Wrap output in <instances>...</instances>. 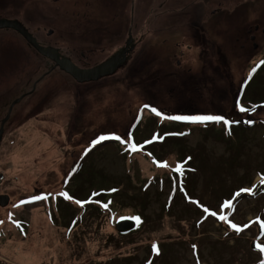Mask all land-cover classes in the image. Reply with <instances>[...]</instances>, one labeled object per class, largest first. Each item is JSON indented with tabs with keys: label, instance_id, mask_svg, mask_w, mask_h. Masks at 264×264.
Returning a JSON list of instances; mask_svg holds the SVG:
<instances>
[{
	"label": "rangeland",
	"instance_id": "obj_1",
	"mask_svg": "<svg viewBox=\"0 0 264 264\" xmlns=\"http://www.w3.org/2000/svg\"><path fill=\"white\" fill-rule=\"evenodd\" d=\"M3 20L80 67L131 30L141 43L81 85L59 69L43 79L46 60L0 28V107L42 77L0 148V264H264V0H0ZM202 115L222 121L172 119ZM241 187L254 195L230 203Z\"/></svg>",
	"mask_w": 264,
	"mask_h": 264
},
{
	"label": "water",
	"instance_id": "obj_2",
	"mask_svg": "<svg viewBox=\"0 0 264 264\" xmlns=\"http://www.w3.org/2000/svg\"><path fill=\"white\" fill-rule=\"evenodd\" d=\"M0 28H11L21 33L37 51H39L42 55L48 57L52 61L56 62L57 67L72 76L78 83L97 81L103 77L111 76L119 69L122 63L125 62V54L119 53L105 63L98 65L92 69H80L69 59H59L60 54L58 50L53 48L40 47L37 44L36 40L29 33H27L26 29L19 22L3 20L0 21ZM20 101L21 99H18L13 103L12 106ZM3 126L4 124L2 125V128L0 130V144ZM2 198L8 200V197ZM0 204L1 206H6L8 204V201L3 202V200L0 198Z\"/></svg>",
	"mask_w": 264,
	"mask_h": 264
},
{
	"label": "trees",
	"instance_id": "obj_3",
	"mask_svg": "<svg viewBox=\"0 0 264 264\" xmlns=\"http://www.w3.org/2000/svg\"><path fill=\"white\" fill-rule=\"evenodd\" d=\"M242 104V103H241ZM243 106H245L244 104H243ZM213 124H216V123H211V122H209V123H207L206 125H205V127L203 128V129H206V130H208L209 128H211V126L210 125H213ZM234 125H236V126H239V127H242V128H244L245 129V131L247 132L248 131V129L247 128H252V126H247V125H243V124H241L240 122L239 123H236V124H233V126ZM137 128V127H136ZM135 128V129H136ZM241 177H246V176H244V175H241ZM120 183H122V182H120ZM119 183V184H120ZM118 184V185H119ZM123 184V183H122ZM118 185H114V186H112L111 188H105V189H96L95 190V193L93 192L92 194V196H93V198L94 199H92L93 201H92V204H93V206L94 207H97V208H99L100 206H104V205H109V203L106 201L107 199H105V197L107 198V195H108V192H109V195H114V194H116L117 192H120L121 191V188L120 187H118ZM264 186V180H260V181H258L255 185H254V187H257L256 188V190L254 191V193H257V192H259L260 191V189L262 188ZM233 189V192L234 191H236L237 190V188H232ZM264 190V189H263ZM229 191V190H228ZM142 192V191H141ZM230 192V191H229ZM263 192V191H262ZM237 193H239V195H241L242 193H244L245 195H248L249 196V194H252V195H254L253 194V190H252V188H250V189H247V188H244V187H241L240 188V191H238ZM237 193L236 194H232V196L230 195V197H229V200H230V203H232V201H234L235 202V200L239 197V195H237ZM140 195L141 196H144V195H142L141 193H140ZM234 196V197H233ZM111 196H109L108 198H110ZM145 197V196H144ZM145 199H146V197H145ZM234 202H233V204H231L232 206L234 205ZM146 203V202H145ZM101 211L102 212H105L106 214H112V213H114L113 211H114V207L113 206H111V207H105V208H101Z\"/></svg>",
	"mask_w": 264,
	"mask_h": 264
},
{
	"label": "flooded vegetation",
	"instance_id": "obj_4",
	"mask_svg": "<svg viewBox=\"0 0 264 264\" xmlns=\"http://www.w3.org/2000/svg\"><path fill=\"white\" fill-rule=\"evenodd\" d=\"M165 7V6H164ZM164 7H162V8H164ZM213 14H216V12H214ZM199 14H196V16H198ZM218 20H221V18L220 19H218ZM131 33H132V30L130 31ZM251 32L252 31H249L248 32V34H251ZM255 32H256V34H258V33H260V26L259 25H257L256 27H255ZM262 33H264V30L262 31ZM250 36V35H249ZM257 39V36H255V35H251L250 36V40L251 41H255ZM166 41H167V39H164V41L162 42V45H160V46H164L165 44H166ZM248 40H247V35H246V37H245V42H247ZM255 47L254 48H257L258 47V45L256 44V45H254ZM136 47L137 46H134V45H132V44H130L128 47H127V44L125 45V47H121L120 48V50L122 49V48H125L122 52H124L125 53V55L129 58V61H128V63L130 64L131 63V61H132V58H133V56H134V54H135V51H136ZM158 46H153V56H157V55H159V54H161V52L160 51H157L156 50V48H157ZM127 48V49H126ZM242 49L243 50H245V45H242ZM248 51V50H247ZM46 60V62H47V66H48V68L50 69V71L51 70H53V66H54V64L51 62V61H48L47 59H45ZM86 66H84V67H82L81 66V68H85ZM49 69H48V71H49ZM37 86H38V84H37ZM37 89V88H36ZM36 91V90H35ZM31 92V91H30ZM28 94V93H27ZM25 95V94H24ZM17 105V104H16ZM16 105H14V107H13V109H12V111H10V109H11V105H5V106H3V107H0V129H1V125H2V123L5 121V119L9 116V118H8V120H7V122L4 124V129H3V139L5 138V135H7L8 136V134H9V132H8V127H9V123H11L12 122V120H13V118H14V116H15V110H16ZM14 123V122H13ZM11 125H12V123H11ZM4 202L5 201H7L6 199H2Z\"/></svg>",
	"mask_w": 264,
	"mask_h": 264
},
{
	"label": "snow or ice",
	"instance_id": "obj_5",
	"mask_svg": "<svg viewBox=\"0 0 264 264\" xmlns=\"http://www.w3.org/2000/svg\"><path fill=\"white\" fill-rule=\"evenodd\" d=\"M155 111V110H153ZM241 111H244L243 108H241ZM157 115H159V113H157ZM172 119H176V120H184V121H188L191 123H205V122H215V123H220L222 121V117L220 116H216V115H202V116H185V117H172ZM224 123H228V121H223ZM113 139H117L119 140L120 138L117 137H112ZM101 140H105V139H109V137H101ZM100 141H97V143H99ZM133 150H135V145H133ZM66 195V194H65ZM237 195H239V193H237ZM37 199H41V197H37ZM77 203H80L79 201H77ZM205 211H207V209H205ZM213 215H215L213 213ZM139 219V218H137ZM233 228H236V225H232ZM238 232L240 231V229H236Z\"/></svg>",
	"mask_w": 264,
	"mask_h": 264
}]
</instances>
